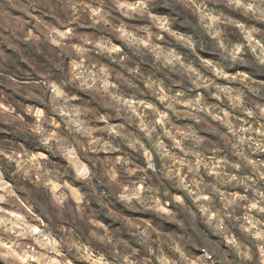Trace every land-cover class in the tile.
<instances>
[{
	"label": "clouds",
	"instance_id": "obj_1",
	"mask_svg": "<svg viewBox=\"0 0 264 264\" xmlns=\"http://www.w3.org/2000/svg\"><path fill=\"white\" fill-rule=\"evenodd\" d=\"M0 264H264V0H0Z\"/></svg>",
	"mask_w": 264,
	"mask_h": 264
}]
</instances>
